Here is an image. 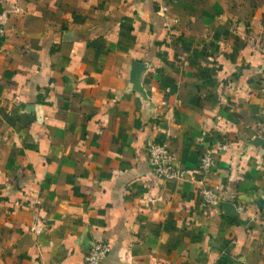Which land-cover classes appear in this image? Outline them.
Listing matches in <instances>:
<instances>
[{
  "label": "crops",
  "instance_id": "obj_1",
  "mask_svg": "<svg viewBox=\"0 0 264 264\" xmlns=\"http://www.w3.org/2000/svg\"><path fill=\"white\" fill-rule=\"evenodd\" d=\"M3 12L0 264H83L99 240L101 264H264V0ZM150 143L187 178H158ZM206 150L212 205L194 180Z\"/></svg>",
  "mask_w": 264,
  "mask_h": 264
},
{
  "label": "built area",
  "instance_id": "obj_2",
  "mask_svg": "<svg viewBox=\"0 0 264 264\" xmlns=\"http://www.w3.org/2000/svg\"><path fill=\"white\" fill-rule=\"evenodd\" d=\"M13 10L18 11L19 8L14 7ZM5 15L6 12H3L0 18ZM147 150L150 165L158 178L167 181L187 178L189 170L180 165L176 153L170 150L166 144L150 143ZM216 166V154L211 150H206L200 155L197 168L194 171L196 175L194 180L198 184L199 192L205 204H216L220 199L217 188L209 184L210 175ZM110 251L111 246L107 240L96 241L86 254L83 264H101Z\"/></svg>",
  "mask_w": 264,
  "mask_h": 264
}]
</instances>
